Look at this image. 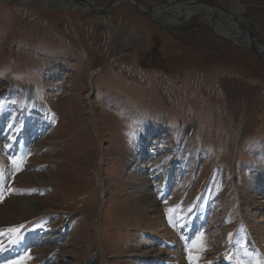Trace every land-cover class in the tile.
Returning <instances> with one entry per match:
<instances>
[{
  "label": "rangeland",
  "instance_id": "obj_1",
  "mask_svg": "<svg viewBox=\"0 0 264 264\" xmlns=\"http://www.w3.org/2000/svg\"><path fill=\"white\" fill-rule=\"evenodd\" d=\"M61 3L0 0V248L24 251L9 262L264 264L259 57L199 16L163 29L132 3ZM240 4L264 44V0Z\"/></svg>",
  "mask_w": 264,
  "mask_h": 264
},
{
  "label": "bare ground",
  "instance_id": "obj_2",
  "mask_svg": "<svg viewBox=\"0 0 264 264\" xmlns=\"http://www.w3.org/2000/svg\"><path fill=\"white\" fill-rule=\"evenodd\" d=\"M62 1L63 0H39V3L41 5H45V6L47 5L49 7H54V6H60L62 4L61 3ZM83 1H85V0H83ZM87 1H88V3H82V5H80V4L74 3L73 0H68L69 5L68 6L65 5V8H72L73 10H76L78 12L87 13V11L88 12L91 11V7H93V8L98 7L91 0H87ZM193 1H195V0H189V2H193ZM235 2L237 5L239 0H235ZM180 3L185 4L184 2H180ZM175 6H177V5H175ZM182 6H185V5H182ZM239 7H240L239 11H241L240 13H243L242 11L246 10V8L245 7L243 8L241 6V4ZM140 9L146 13L151 12V17L157 23H159V24L163 25V27L169 28V29L173 28L174 26L177 27V25H181L182 23L184 24V23L190 21L191 19H193L194 17L199 16L200 17L199 21L201 23H203L204 25H206L208 28L212 29L218 37L227 36L242 46L248 45V35H247L246 30L243 29L242 27L238 26V24L235 21H233L231 19V17L228 18L227 16H225L226 17L225 18L224 14L222 12H220L219 10L216 11V9L211 8L209 6H204V5H202V6H200V5L189 6L188 5L186 7L177 6L176 9L179 10V12H177L178 16L175 18H167L168 14L165 15V17H163L162 16L163 12L161 11V9L158 10L159 11L158 14L153 13L155 10H148L147 8L143 7L142 5H140ZM162 10H163V8H162ZM165 10L166 9H164L163 11H165ZM212 16H214L213 20L211 19ZM181 17H183V18H181ZM139 141H140V143H139L137 148L139 149V151H141L142 149H145L146 138H144V137L140 138ZM147 150L148 149H146V151H143L145 153H143L142 151L140 153L143 155H145V154L148 155L149 152ZM150 174H151L150 179L156 178V175L154 173H150ZM164 264H167V263L165 262Z\"/></svg>",
  "mask_w": 264,
  "mask_h": 264
},
{
  "label": "water",
  "instance_id": "obj_3",
  "mask_svg": "<svg viewBox=\"0 0 264 264\" xmlns=\"http://www.w3.org/2000/svg\"><path fill=\"white\" fill-rule=\"evenodd\" d=\"M74 2L78 3V4H82V3H88V2H85L83 0H73ZM133 4L137 11H139L141 14H144L145 16H147L151 21H153L155 24H158L152 17H151V12L150 13H146L144 11H142L140 9V4L136 1V0H115L113 1L111 4H109L108 6L106 7H97V8H93L91 7V11L90 12H93L99 16H107L109 15L110 13H112L114 11V9H116L117 6L121 5V4ZM185 4H182L180 2H176L174 0H168L166 3H163V4H157L155 5L154 7L151 8V10L153 9H156L158 7H166L167 5H170V4H173V5H177L179 7H186V6H191V5H204V6H209L211 8H214L216 9V11H220L224 14V17L227 16L228 18L231 17V19L233 21H235L238 26L242 27L243 29L246 30L247 32V35H248V45H240L238 44L236 41L232 40L230 37H227V36H223V37H218L222 40H226L236 46H240L246 50H249L251 51L252 53L256 54L262 65L264 66V44H262L256 34V31H255V28L254 26L246 19L245 15L242 14V13H239V9H240V0L239 2L237 3V12L236 11H233L232 9H226L222 6H219V5H215L213 3H210V2H207V1H193V2H189V1H186L184 2ZM182 5H185V6H182ZM181 9V8H180ZM214 16L211 17V19L213 20ZM226 18V17H225ZM159 25V24H158ZM176 26H174L173 28L171 29H175Z\"/></svg>",
  "mask_w": 264,
  "mask_h": 264
},
{
  "label": "flooded vegetation",
  "instance_id": "obj_4",
  "mask_svg": "<svg viewBox=\"0 0 264 264\" xmlns=\"http://www.w3.org/2000/svg\"><path fill=\"white\" fill-rule=\"evenodd\" d=\"M137 1V0H136ZM168 0H165L163 3H166ZM184 1H189V0H184ZM197 1H203V0H197ZM163 4V3H161V2H155V1H152L150 4H149V6L148 7H145L143 4H140V5H142L143 7H145V8H147L148 10H151V8L152 7H154L155 5H157V4ZM127 4V3H126ZM171 6H174L173 4H170ZM170 5H168V6H170ZM168 6H166V7H168ZM159 9H162L161 7H158V8H156V9H153V10H155V11H158ZM159 24V23H158ZM157 24V25H158ZM184 24L182 23L180 26H183ZM159 26H161V25H159ZM180 26H178L177 25V28L178 27H180ZM163 29H166V28H164L163 26H161ZM157 47V46H156ZM156 47H155V49L152 51V58H156V55H157V50H156Z\"/></svg>",
  "mask_w": 264,
  "mask_h": 264
},
{
  "label": "snow or ice",
  "instance_id": "obj_5",
  "mask_svg": "<svg viewBox=\"0 0 264 264\" xmlns=\"http://www.w3.org/2000/svg\"><path fill=\"white\" fill-rule=\"evenodd\" d=\"M10 232H18V229H9Z\"/></svg>",
  "mask_w": 264,
  "mask_h": 264
}]
</instances>
